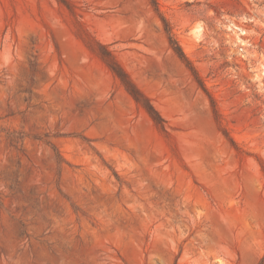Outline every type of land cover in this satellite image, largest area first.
<instances>
[{"label":"rangeland","instance_id":"obj_1","mask_svg":"<svg viewBox=\"0 0 264 264\" xmlns=\"http://www.w3.org/2000/svg\"><path fill=\"white\" fill-rule=\"evenodd\" d=\"M156 2L0 0V264H264V0Z\"/></svg>","mask_w":264,"mask_h":264},{"label":"trees","instance_id":"obj_2","mask_svg":"<svg viewBox=\"0 0 264 264\" xmlns=\"http://www.w3.org/2000/svg\"><path fill=\"white\" fill-rule=\"evenodd\" d=\"M58 3L65 6L68 10H72L68 0H57ZM154 6H157L156 0H151ZM165 22V21H164ZM171 44L174 46V50L176 54L179 56L181 60H183L187 66H189L190 70L194 72V75L197 76L196 70L191 66L190 61L184 54L181 47L172 39L170 38ZM95 47H91V51L96 54L104 64L110 69V71L114 74V76L119 80L122 84L124 89L127 93L133 98V100L142 107L149 117L152 119L154 124L161 129L162 131L166 132V121L160 114V112L155 108L152 104L151 100L136 86L133 80L130 78L129 74L124 70V68L116 61L112 52L108 49L106 45L96 42ZM198 82L202 85L199 77Z\"/></svg>","mask_w":264,"mask_h":264}]
</instances>
